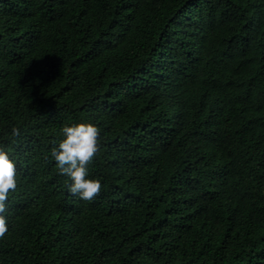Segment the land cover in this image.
I'll list each match as a JSON object with an SVG mask.
<instances>
[{"label":"trees","instance_id":"obj_1","mask_svg":"<svg viewBox=\"0 0 264 264\" xmlns=\"http://www.w3.org/2000/svg\"><path fill=\"white\" fill-rule=\"evenodd\" d=\"M82 122L91 201L50 157ZM0 148V264H264V0H0Z\"/></svg>","mask_w":264,"mask_h":264},{"label":"clouds","instance_id":"obj_2","mask_svg":"<svg viewBox=\"0 0 264 264\" xmlns=\"http://www.w3.org/2000/svg\"><path fill=\"white\" fill-rule=\"evenodd\" d=\"M11 128V135H18ZM62 138L51 148L50 157L59 174L67 178L66 191L83 201H91L100 191L99 179L91 178L88 163L98 151V129L92 123H74L61 129ZM17 171L10 154L0 148V237L8 230L9 191L17 186Z\"/></svg>","mask_w":264,"mask_h":264}]
</instances>
